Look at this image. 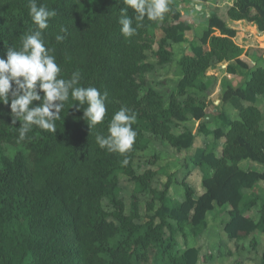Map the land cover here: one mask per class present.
I'll return each mask as SVG.
<instances>
[{
    "label": "trees",
    "instance_id": "16d2710c",
    "mask_svg": "<svg viewBox=\"0 0 264 264\" xmlns=\"http://www.w3.org/2000/svg\"><path fill=\"white\" fill-rule=\"evenodd\" d=\"M175 1L171 0L162 21L145 18L136 34L125 38L118 22L120 9L127 7L123 0H36L38 6L56 11L41 38L61 69L58 78L67 80L79 71L77 86L108 93L107 111L103 122L90 129L83 119L86 105L77 110L78 102L70 97L55 121L54 133L33 125L17 142L23 122L13 123L10 101L0 103V264H139L149 257L162 264H197L198 249L186 247L175 253V235L180 233L186 240L185 228H204L215 207H229L223 225L229 240L264 233V203L254 220L247 212L256 198L243 200L242 195V190L253 191L264 182V173L239 169L244 160L264 166V112L256 106L258 97L264 98V63L259 66L247 55H236V31L227 26L228 21H246L264 33V0H234L225 10L210 12L198 42L176 62L179 80L166 94L154 90L148 76L157 66L173 63L172 44L184 43L191 30ZM127 14L134 20L133 9L127 8ZM62 27L67 31L61 32ZM34 29L28 0H0V58L6 59L9 48L19 50ZM151 30L161 37L157 40ZM58 34L65 39L57 42ZM223 62L227 75L246 73L242 86H227L222 94L223 103L239 104L237 117L222 116L224 129L213 132L214 141L223 139L219 157L212 151L194 156L203 193L195 197L183 179L181 201L167 205L171 178L161 190L153 186L157 157L152 156L150 168L141 173L133 163L150 138L178 152L192 147L194 136L176 135L172 124L184 122L186 115L196 122L204 117L206 86L201 77ZM38 104L34 101L32 106ZM121 107L136 116L132 127L137 136L124 154L101 149L96 142L98 135L108 134L109 123ZM5 146L19 150L8 157ZM120 180L133 186L128 214L119 195ZM146 196V221L141 224L139 203ZM104 200L111 212L104 210ZM249 246L255 250L257 242L251 239Z\"/></svg>",
    "mask_w": 264,
    "mask_h": 264
},
{
    "label": "rangeland",
    "instance_id": "374dc122",
    "mask_svg": "<svg viewBox=\"0 0 264 264\" xmlns=\"http://www.w3.org/2000/svg\"><path fill=\"white\" fill-rule=\"evenodd\" d=\"M234 0H207L205 3L194 0H176L178 10L182 16V20L187 21L191 30L185 34V41L182 44H172L173 63L156 67L155 73L148 76L150 86L156 91H162L167 94L175 88L179 80V73L176 62L179 58L189 50L191 44H196L205 30L207 25L208 11H218L227 9L232 5ZM194 5L196 7H194ZM197 7L200 9L197 11ZM227 26L236 31V36L233 39L237 52L236 55H247L250 61H255L259 66L264 63V33L257 29L253 23L246 21L227 22ZM151 33L158 40L161 34L157 30H151ZM155 48V47H154ZM156 49V48H155ZM150 62L154 63L153 57L150 54ZM233 60V59H232ZM229 63H233V61ZM248 62V61H247ZM227 62L220 65H213L201 81L206 86L205 97L203 102L206 104L205 115L196 122L189 115H186L184 122L172 124V131L176 134L190 132L194 136L193 145L188 150L176 151L166 143L158 139L150 138L144 151H140L133 163V167L137 173H141L144 169L150 168L148 161L152 156L157 157L155 166L152 168L157 173L154 181V188L161 190L167 178H171V185L166 196L167 205L172 202H180L183 197V189L180 185L184 179L185 182L194 191L195 197L203 193L201 186L202 173L200 169L193 165L194 156L201 151H212L216 156H220L223 139L214 141L213 132L219 128L224 129L222 116L231 120L237 117V104L223 103L222 94L227 86L237 88L242 86L245 71L238 72L236 75H227L225 67ZM164 98V103H166ZM264 98L262 96L257 99V106L262 108ZM263 109V108H262ZM264 109L262 110V113ZM9 146L3 147L4 154L12 157L16 151ZM239 169L248 171L250 169L262 171L263 165L244 160L239 163ZM120 197L125 204V213H129L130 197L133 186L126 180H120ZM243 200L254 196L256 205L247 212L254 220L259 218V210L264 203V182H258L255 189L242 190ZM147 196L140 198L139 212L141 219L137 222L144 223L145 219V203ZM104 210L111 212L112 210L104 200L102 202ZM159 207V203L155 208ZM229 207H215L213 211L207 214L206 225L204 228L192 230L185 228L186 240L180 233L175 235L176 248L175 253H181L186 247L196 248L199 251V261L197 264H261V254L264 252V233L254 232L249 237L234 241L229 240L223 232V225L228 220L227 211ZM174 224L173 222H171ZM164 235L168 236L167 230H164ZM251 239L257 242V247L252 250L249 246ZM137 264V263H136ZM139 264H162L159 259L149 257V260Z\"/></svg>",
    "mask_w": 264,
    "mask_h": 264
},
{
    "label": "clouds",
    "instance_id": "9594fccd",
    "mask_svg": "<svg viewBox=\"0 0 264 264\" xmlns=\"http://www.w3.org/2000/svg\"><path fill=\"white\" fill-rule=\"evenodd\" d=\"M170 2L171 0H123L127 7L120 9L118 21L122 35L125 38L134 36L145 18L149 21H162L164 14L170 11ZM127 8L134 10V20L129 18ZM28 9L35 29L23 38L19 50L9 48L6 59L0 58V103L9 104L10 101L13 123L23 122L19 127L17 142L25 139L33 125L54 133L55 121L60 119L64 102L70 97L72 101L78 102L75 104L77 110L86 105L83 107V119L90 129L95 128L104 120L108 93H101L95 87L77 86L79 71L73 72L70 79L58 78L61 69L41 38L42 31L48 28V21L56 16V11L45 5L38 6L36 0H28ZM199 10L197 7V11ZM60 31L67 30L62 27ZM55 39L61 42L65 36L58 34ZM34 101L39 104L32 106ZM73 105L74 103L71 106ZM135 120V114H130L127 108L121 107L109 123L108 134L96 137L99 147L119 154L130 151L137 136L132 127Z\"/></svg>",
    "mask_w": 264,
    "mask_h": 264
},
{
    "label": "crops",
    "instance_id": "0c3cea01",
    "mask_svg": "<svg viewBox=\"0 0 264 264\" xmlns=\"http://www.w3.org/2000/svg\"><path fill=\"white\" fill-rule=\"evenodd\" d=\"M256 106H257V104H256ZM262 106H264V103H263V105ZM257 108L259 109V111L261 112V114H263L262 113V110L264 109V107H262V108H260V107H258L257 106ZM262 128L264 129V122L262 123ZM250 170H253V169H250ZM254 171H257V170H254ZM257 172H259V173H264V170H262L261 172L260 171H257Z\"/></svg>",
    "mask_w": 264,
    "mask_h": 264
},
{
    "label": "built area",
    "instance_id": "2783aa9c",
    "mask_svg": "<svg viewBox=\"0 0 264 264\" xmlns=\"http://www.w3.org/2000/svg\"><path fill=\"white\" fill-rule=\"evenodd\" d=\"M208 14H209V11H208Z\"/></svg>",
    "mask_w": 264,
    "mask_h": 264
}]
</instances>
